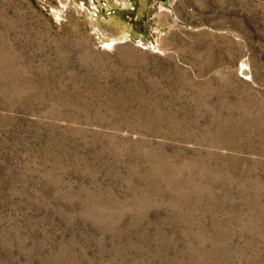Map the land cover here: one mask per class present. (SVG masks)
Wrapping results in <instances>:
<instances>
[{"label": "rangeland", "instance_id": "rangeland-1", "mask_svg": "<svg viewBox=\"0 0 264 264\" xmlns=\"http://www.w3.org/2000/svg\"><path fill=\"white\" fill-rule=\"evenodd\" d=\"M0 264H264V0H0Z\"/></svg>", "mask_w": 264, "mask_h": 264}]
</instances>
